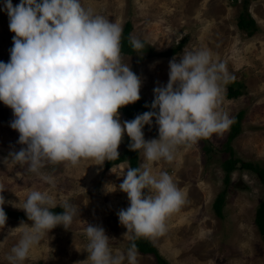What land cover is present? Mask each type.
I'll return each instance as SVG.
<instances>
[{"label":"rangeland","instance_id":"374dc122","mask_svg":"<svg viewBox=\"0 0 264 264\" xmlns=\"http://www.w3.org/2000/svg\"><path fill=\"white\" fill-rule=\"evenodd\" d=\"M20 0H12L17 5ZM85 8L104 16L123 27L130 21V37L144 43L140 52H122V63L131 66L142 79L141 99L154 98L153 89L166 85L169 61L185 51L207 49L214 60L226 64L232 77L222 82L223 99L220 110L232 116L242 110L241 129L231 139L232 154L225 147L230 127L222 135L213 134L191 146H178L171 162L161 159L147 162L142 150L137 151L138 166L149 163L154 174L166 171L185 194L186 202L166 218L167 231L152 239L170 264H264V235L255 221L256 209L264 199V182L259 174L240 162L229 172L223 160L237 156L264 165V0H249L248 11L256 21V30L248 33L237 25L242 0H81ZM0 0V61L10 59L12 37L9 18ZM181 42L174 52L164 53ZM139 54H144L140 57ZM243 84L242 92L228 97V85ZM236 83V84H235ZM121 121L129 118L118 110ZM14 119L12 109L0 101V192L5 199L3 208L22 210L23 201L33 190L47 192L54 203L65 201L79 208L69 229L58 225L46 232L33 245L27 258L17 264H91L85 262L84 248L88 238L86 224L100 225L111 238L110 247L126 254L127 229L119 223L117 212L129 206L127 194L119 184L129 166L127 159L109 167L95 164L94 159H81L73 166L68 162L46 163L40 174L47 175L53 184L27 170L9 158L12 151L26 147L17 143L18 131L10 127ZM146 140L158 138V126L153 118L143 128ZM125 133L118 147L126 146ZM147 191V190H145ZM223 191L222 215L213 207L216 196ZM193 194L191 195L190 193ZM16 204L17 207L14 205ZM59 206V205H57ZM63 210V209H62ZM32 221L7 215L0 228V264L7 259L14 245L21 239V222ZM20 226V227H19ZM131 234H129L130 236ZM81 261V262H79ZM138 264H158L153 253L138 252ZM123 264H128L127 259Z\"/></svg>","mask_w":264,"mask_h":264},{"label":"clouds","instance_id":"9594fccd","mask_svg":"<svg viewBox=\"0 0 264 264\" xmlns=\"http://www.w3.org/2000/svg\"><path fill=\"white\" fill-rule=\"evenodd\" d=\"M9 30L15 35L7 63L0 61V101L10 107V127L25 145L4 159L27 165L40 174L46 163L94 159L103 165L119 158L118 147L126 133L130 150L147 162H171L178 146L197 143L213 134L222 135L233 123L220 110L221 83L232 79L226 64L214 60L207 49L185 51L169 61L166 85L153 89L152 110L121 121L119 109L138 101L142 79L121 60V25L85 8L81 0H4ZM134 51L144 48L135 37ZM148 106V105H146ZM155 118L158 138L146 140L143 128ZM119 184L129 206L118 212L119 223L131 240L155 238L166 233V218L186 202L185 194L166 171L154 174L149 163L128 166ZM4 188L0 187V192ZM147 190V191H145ZM0 195V228L7 221ZM59 205L63 211H51ZM15 207L16 204L14 205ZM31 225L21 222V239L8 255L9 264L23 262L33 245L58 225L69 229L79 208L65 201L54 203L47 192L31 191L22 207ZM19 226V227H20ZM86 251L91 264H138L133 242L126 254L113 252L110 237L100 225L86 224ZM129 234H131L129 236ZM81 262V261H79Z\"/></svg>","mask_w":264,"mask_h":264},{"label":"trees","instance_id":"16d2710c","mask_svg":"<svg viewBox=\"0 0 264 264\" xmlns=\"http://www.w3.org/2000/svg\"><path fill=\"white\" fill-rule=\"evenodd\" d=\"M248 3H249V0H242V3H241L242 8L238 14L237 25L239 28L244 29L246 32L253 33L257 29L256 28V21H255L254 17H252L250 12L248 11ZM130 28H131L130 21H126L122 27L121 51L127 52V53L140 52L143 49L140 51H134L133 48L131 47V44L129 42V38H130L129 30H130ZM181 44H182L181 42H178L177 45H175L174 47H171L167 50H164L163 52L167 53V54L174 52L179 46H181ZM139 56L143 57L144 54H139ZM243 87L244 86H243L242 82L239 81L236 85H228V89H227L226 93H227L228 97L237 96L242 92ZM153 99L154 98L144 100V99L140 98L138 101L131 103V104H128L126 106H123L119 110H121L122 113H124L129 118V120H132L135 118V116L137 114H142L146 111L152 110L150 108V105H151ZM146 105H148V106H146ZM242 114H243V111L238 110L232 116L233 123L230 125V130H229V132L227 134V138L224 142L225 147H227L230 150L231 154H232L233 150H232V146H231L230 142H231V139H233L241 129ZM126 139H127V141H126V146H125L124 150L121 152L118 151L119 152V158L116 160H112V161L106 160L104 163V165L106 167H109L112 164L118 163V162L125 160V159L128 160L129 166L139 167L138 166L137 151H133V150L129 149L128 145L130 143V138L127 136ZM238 161L240 162L241 166L249 167V168L255 170L264 182V165L259 166V165L255 164L254 162L249 161V160L241 161L239 159V157H237V156L230 157V158L223 160V168L226 169L225 181L229 180V177H230L229 172H230V170L234 169V167L236 166V163ZM223 199H224V196H223V191H222L216 196V198L213 202V207L215 209V212L218 215H222ZM4 211L6 212V215H10V216H13L15 218H21V219H27L28 220L24 210L4 208ZM51 211H53L55 213H61L63 210L60 206H57L56 208L51 209ZM255 221L257 222V225H258L260 232L264 235V199L259 203V205L256 209ZM133 242L136 244V248L138 251H140L142 253H153L158 264H170L168 259L160 253L157 246L155 245V243L150 238H138V239H135L134 241L129 239L128 240L129 247L131 246V244Z\"/></svg>","mask_w":264,"mask_h":264},{"label":"crops","instance_id":"0c3cea01","mask_svg":"<svg viewBox=\"0 0 264 264\" xmlns=\"http://www.w3.org/2000/svg\"><path fill=\"white\" fill-rule=\"evenodd\" d=\"M191 195L193 194V192L192 193H190ZM152 240V239H151ZM153 241V240H152ZM154 242V241H153ZM155 243V242H154ZM155 245L158 247V245L155 243ZM128 246V248H129V245H127ZM111 249H112V251L115 253V252H119L120 250H118L117 249V247L116 246H112V247H110ZM159 248V247H158ZM138 251V250H137ZM121 252V251H120ZM138 252H140V251H138ZM140 254H143V255H145V254H147V253H142V252H140Z\"/></svg>","mask_w":264,"mask_h":264}]
</instances>
